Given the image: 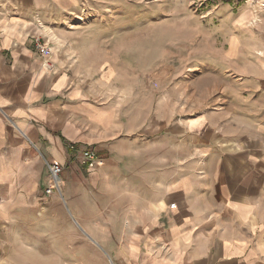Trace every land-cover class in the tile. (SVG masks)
Returning <instances> with one entry per match:
<instances>
[{
  "label": "crops",
  "instance_id": "crops-1",
  "mask_svg": "<svg viewBox=\"0 0 264 264\" xmlns=\"http://www.w3.org/2000/svg\"><path fill=\"white\" fill-rule=\"evenodd\" d=\"M81 1L0 0V264H264V5L153 84L99 20L59 23Z\"/></svg>",
  "mask_w": 264,
  "mask_h": 264
},
{
  "label": "rangeland",
  "instance_id": "rangeland-1",
  "mask_svg": "<svg viewBox=\"0 0 264 264\" xmlns=\"http://www.w3.org/2000/svg\"><path fill=\"white\" fill-rule=\"evenodd\" d=\"M73 12L62 15L61 24L66 30L78 29L73 26L75 20L89 24V20H99L100 33L106 38L114 36L119 47L121 67L128 70L133 57L137 58L138 67L151 58L153 67L142 71L140 79L156 82L155 70L162 60L169 68H176L181 62L191 67L194 47L208 50L210 36L214 34V25L219 24V17L214 13L226 5L234 12L241 4L251 7L264 5L263 0H82ZM54 26H47L45 42L54 34ZM98 27H83L84 32L92 33ZM80 29V28H79ZM109 40V39H106ZM48 44V42H47ZM214 44V40L212 41ZM106 45H108L106 43ZM111 45V44H110ZM118 49V48H117ZM185 57V58H184ZM188 59V60H187ZM185 60V61H184ZM130 63V64H129ZM133 67V66H132ZM170 71V70H169ZM175 72H173L174 74ZM171 71L167 73L170 76Z\"/></svg>",
  "mask_w": 264,
  "mask_h": 264
},
{
  "label": "built area",
  "instance_id": "built-area-1",
  "mask_svg": "<svg viewBox=\"0 0 264 264\" xmlns=\"http://www.w3.org/2000/svg\"><path fill=\"white\" fill-rule=\"evenodd\" d=\"M36 48L44 58V63L49 66L50 62V47L45 41H41L40 38L36 39ZM78 159L80 163L88 169H94L102 164V160L99 157L97 151L91 147L81 149L78 153ZM47 180L48 183L44 189L46 195L53 193L61 195V178L60 174L62 166L54 161H46Z\"/></svg>",
  "mask_w": 264,
  "mask_h": 264
}]
</instances>
